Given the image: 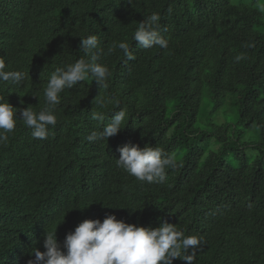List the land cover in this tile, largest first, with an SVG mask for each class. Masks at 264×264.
<instances>
[{"label": "trees", "instance_id": "obj_1", "mask_svg": "<svg viewBox=\"0 0 264 264\" xmlns=\"http://www.w3.org/2000/svg\"><path fill=\"white\" fill-rule=\"evenodd\" d=\"M262 7L264 0H0L2 70L24 77L0 81V98L13 107H44L52 72L90 59L80 50L89 35L111 72L107 89L90 75L60 94L46 139H33L18 119L0 145V264H27L34 246L45 251L46 229L57 228L62 245L80 222L108 214L202 236L194 264H264ZM152 13L166 49L132 39ZM120 42L134 60L118 47L107 54ZM100 92L113 102L96 104ZM121 108L124 129L108 141L86 139ZM92 109L104 121L91 119ZM128 143L159 144L177 167L163 184L141 182L116 165Z\"/></svg>", "mask_w": 264, "mask_h": 264}, {"label": "clouds", "instance_id": "obj_2", "mask_svg": "<svg viewBox=\"0 0 264 264\" xmlns=\"http://www.w3.org/2000/svg\"><path fill=\"white\" fill-rule=\"evenodd\" d=\"M132 5L133 0H125ZM264 12V7L260 9ZM161 17L152 13L139 22L132 39L144 49L159 47L166 49L168 40L160 34ZM119 48L128 60L135 56L130 51L127 42L110 44L107 54ZM80 50L90 59H78L64 67H57L44 88L45 105L39 111L28 106L23 109L13 107L8 100L0 98V145L6 144L8 134L12 133L17 120L31 129L33 139L44 140L48 137L49 126L57 124L56 107L60 104V94L65 89H72L77 84L87 80L91 75L100 89L108 88L111 76L109 68L98 62L105 50L100 47L97 35L81 38ZM243 59L241 54L235 56V61ZM0 63V81L19 83L24 77L20 72L3 71ZM34 97H38L33 94ZM99 97V99H98ZM39 98V97H38ZM114 98H105L100 94L94 99L96 104L104 107L112 103ZM117 106L119 101L115 100ZM17 113L20 117H17ZM126 110L121 108L115 112L109 123L102 126V130H93L86 137L89 142L107 140L125 128ZM91 119L104 121L102 112L92 109ZM120 156L116 165L124 169L129 175L148 184H163L167 179V169H175L177 161L175 155H170L158 144L153 147L128 143L119 148ZM115 208V207H111ZM85 209V208H84ZM83 210V209H81ZM200 235H185L177 225L167 221L159 227L138 226L118 219L114 214H108L103 221L100 219H85L67 233L63 244L58 241L57 228L45 230L43 247H32L27 264H173L177 258L194 264L196 248L205 245ZM191 254H188L189 249ZM18 264V262H17Z\"/></svg>", "mask_w": 264, "mask_h": 264}, {"label": "rangeland", "instance_id": "obj_3", "mask_svg": "<svg viewBox=\"0 0 264 264\" xmlns=\"http://www.w3.org/2000/svg\"><path fill=\"white\" fill-rule=\"evenodd\" d=\"M222 120V119H221Z\"/></svg>", "mask_w": 264, "mask_h": 264}]
</instances>
